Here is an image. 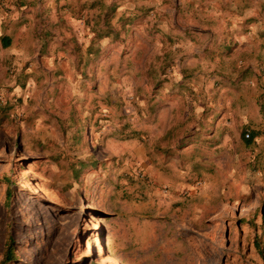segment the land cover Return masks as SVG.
I'll list each match as a JSON object with an SVG mask.
<instances>
[{
  "label": "rangeland",
  "instance_id": "rangeland-1",
  "mask_svg": "<svg viewBox=\"0 0 264 264\" xmlns=\"http://www.w3.org/2000/svg\"><path fill=\"white\" fill-rule=\"evenodd\" d=\"M159 24L0 0V261L264 264V45L177 70Z\"/></svg>",
  "mask_w": 264,
  "mask_h": 264
},
{
  "label": "crops",
  "instance_id": "crops-1",
  "mask_svg": "<svg viewBox=\"0 0 264 264\" xmlns=\"http://www.w3.org/2000/svg\"><path fill=\"white\" fill-rule=\"evenodd\" d=\"M132 1L156 7L159 48H169L177 70L209 59L207 53L213 51L221 53L219 59L224 63L238 66L245 63L242 53L261 51L264 45V0ZM3 37L4 44L10 36ZM192 49L200 53L199 59L196 54L191 58Z\"/></svg>",
  "mask_w": 264,
  "mask_h": 264
},
{
  "label": "trees",
  "instance_id": "trees-1",
  "mask_svg": "<svg viewBox=\"0 0 264 264\" xmlns=\"http://www.w3.org/2000/svg\"><path fill=\"white\" fill-rule=\"evenodd\" d=\"M6 39V38H2ZM11 41L10 37H7V40L5 41L4 45H9ZM254 136V133L252 134V137ZM248 140V139H247ZM261 247V245H258ZM262 254L264 256V249L262 250ZM17 258V251L15 247V241L14 238L10 237L9 240L6 242L5 249L3 252V258L0 261V264H11L14 260ZM92 264H100V263H92Z\"/></svg>",
  "mask_w": 264,
  "mask_h": 264
},
{
  "label": "built area",
  "instance_id": "built-area-1",
  "mask_svg": "<svg viewBox=\"0 0 264 264\" xmlns=\"http://www.w3.org/2000/svg\"><path fill=\"white\" fill-rule=\"evenodd\" d=\"M245 136H246V138H250L251 133H250V132H247V133L245 134Z\"/></svg>",
  "mask_w": 264,
  "mask_h": 264
}]
</instances>
